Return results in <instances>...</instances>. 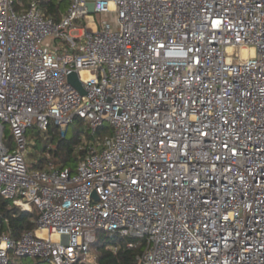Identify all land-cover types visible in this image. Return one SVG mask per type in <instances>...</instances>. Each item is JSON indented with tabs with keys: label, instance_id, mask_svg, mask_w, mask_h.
I'll use <instances>...</instances> for the list:
<instances>
[{
	"label": "built area",
	"instance_id": "1",
	"mask_svg": "<svg viewBox=\"0 0 264 264\" xmlns=\"http://www.w3.org/2000/svg\"><path fill=\"white\" fill-rule=\"evenodd\" d=\"M77 120V168H31L29 131ZM0 195L38 214L0 226V264L90 263L100 234L138 264H264V0H0Z\"/></svg>",
	"mask_w": 264,
	"mask_h": 264
},
{
	"label": "trees",
	"instance_id": "2",
	"mask_svg": "<svg viewBox=\"0 0 264 264\" xmlns=\"http://www.w3.org/2000/svg\"><path fill=\"white\" fill-rule=\"evenodd\" d=\"M62 3L61 5H64ZM55 3L48 6V16L53 14ZM81 133H76L74 137L68 139L67 132L62 135L61 129L51 124L48 131L44 133L45 138L40 134L31 138L35 139L34 148L43 143V154L38 162L33 165L34 169H44L47 165L53 164L58 168L69 167V165L79 163L80 155L77 148L81 142ZM38 218L37 212L25 213L17 207H9L8 202L0 199V226L1 232H9L14 240L19 239L24 233L35 229V222ZM8 220V225L4 224V220ZM135 243L136 241L133 240ZM128 240L116 239L112 243H102L99 239L95 244L98 251V264H138L137 257L143 253L145 249L144 242L137 244L133 249H128ZM119 245L120 249L117 253L113 251V246ZM44 263V262H43ZM11 264H20L11 262ZM91 264V263H78Z\"/></svg>",
	"mask_w": 264,
	"mask_h": 264
},
{
	"label": "rangeland",
	"instance_id": "3",
	"mask_svg": "<svg viewBox=\"0 0 264 264\" xmlns=\"http://www.w3.org/2000/svg\"><path fill=\"white\" fill-rule=\"evenodd\" d=\"M20 1H24V0H20ZM68 5H69L68 3H65L64 5L56 4L55 5L56 7L54 9L52 16L51 15L48 16L49 12H47V16L48 17H54L56 19V21H59L62 18L63 14L66 12ZM47 8H48V6H47ZM48 11H49V9H48ZM94 18H95V21L98 25H101V22L104 20L108 21L111 24L115 23V17L113 15H96ZM77 25H80V23H77ZM82 25H81V27H83ZM86 129H87V125H85L84 122L77 120L74 122V124H72L70 127L67 128V138L70 139V138L74 137V135L76 133H81L80 134V136H81L83 133L87 132ZM105 129L109 130L108 125L105 126ZM89 131H90V129H89ZM38 134H40V133H38V131L36 129H31L29 131V140L31 142H30V146L28 149L27 161H28V164L31 168H33V165L36 162H38L39 158L43 154V143H40L37 148H34L35 139L31 138L32 135L36 136ZM89 134H90V132H89ZM40 135L43 138H45L44 133H41ZM77 166H78V163H75V164L69 165V168L72 170H75L77 168ZM0 199L3 202H8L9 207H14L10 201L5 200L1 195H0ZM99 240L102 243H108V244L113 242V240L107 234H100ZM95 256H98V251L96 250L95 247H93L92 253L89 257L90 263L94 261ZM12 262H18L20 264H46L37 258H30V257H28V258H16Z\"/></svg>",
	"mask_w": 264,
	"mask_h": 264
},
{
	"label": "water",
	"instance_id": "4",
	"mask_svg": "<svg viewBox=\"0 0 264 264\" xmlns=\"http://www.w3.org/2000/svg\"><path fill=\"white\" fill-rule=\"evenodd\" d=\"M89 8H90V13L91 14H94V6L93 4H90L89 5ZM68 81L69 83L74 87L76 88L78 91H80L82 94H84V89L82 87V84L78 78V75L76 73H72L69 78H68Z\"/></svg>",
	"mask_w": 264,
	"mask_h": 264
}]
</instances>
